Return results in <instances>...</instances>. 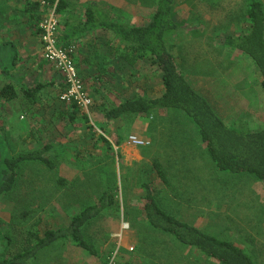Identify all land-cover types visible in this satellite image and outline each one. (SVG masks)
<instances>
[{"label": "rangeland", "instance_id": "1", "mask_svg": "<svg viewBox=\"0 0 264 264\" xmlns=\"http://www.w3.org/2000/svg\"><path fill=\"white\" fill-rule=\"evenodd\" d=\"M76 1H71L73 7ZM251 1L177 0L174 20L180 29L170 41L179 68L221 118L241 130L255 131L264 125L261 75L248 56L223 44L226 37L239 36L248 29L245 13ZM259 1L264 7V0ZM98 2L109 14L121 15L131 25L148 23L155 6L154 0ZM0 9L7 10L2 6ZM52 12L54 7L47 6L35 31ZM55 15L60 31V18ZM10 18L14 22L13 18L17 20L18 16ZM4 22L5 18L0 16V42L3 33L9 31L4 25L7 20ZM97 37L101 41L112 39L106 31ZM96 44L97 41L89 49L97 47ZM29 45L15 47L17 55L24 57L37 51L35 59H38L41 49H31ZM14 55V50L7 52L0 45V65L5 70L12 68ZM111 65L119 68V71L114 68L115 83L122 86L131 82L123 88L126 94L120 92L122 97L117 96L115 105L124 97L137 94L154 98L163 90L160 71L146 60L133 68L118 60H113ZM13 73L0 72V89L5 84H13L19 91L14 101L0 100V159L5 157L6 150L16 155L54 143L47 156L55 166L50 169L38 162L20 165L15 189L0 197V253L6 246V234H11V221L27 223L21 216L23 213L29 215V222L40 221L42 234L48 229L67 226L73 215L95 203L107 191L114 197L113 205L83 229L96 245L97 256L89 255L70 241L57 242L40 251L31 263L219 264L149 228L143 213L145 199L141 188L148 182L159 204L169 213L236 242L247 250L255 264H264V182L250 175L220 172L187 116L160 110L150 117L121 118L120 126L110 127L115 135H106L112 145L102 149V142L95 143L100 130L87 117L92 132L82 109L73 121L69 116H58V108L29 110L20 91L24 83L21 79L16 84L11 79ZM67 109L64 111L73 112L71 107ZM155 161L161 163L168 187L159 179ZM59 178L66 183H59Z\"/></svg>", "mask_w": 264, "mask_h": 264}, {"label": "trees", "instance_id": "2", "mask_svg": "<svg viewBox=\"0 0 264 264\" xmlns=\"http://www.w3.org/2000/svg\"><path fill=\"white\" fill-rule=\"evenodd\" d=\"M154 1V12L149 22L144 25H131L125 22L121 15L112 16L98 1L90 0L86 4L85 20L59 36V42L67 46L77 34H92L97 30L109 32L112 39L108 43L114 47L119 62L133 68L138 62L146 60L160 71L163 83L161 96L150 98L137 94L124 99L108 108L104 114L105 122L133 115L150 117L160 110L180 112L196 126L200 142L220 172L250 175L255 180L264 182V125L255 131L241 130L228 125L209 100L192 86L172 54L173 44L170 40L180 29L174 20L177 0ZM44 3L55 6L56 13H60L67 6L66 0H44ZM38 8L39 3L29 2L25 10L32 19L39 21ZM245 15L249 23L248 29L239 36L226 37L223 44L248 56L254 62L261 75L260 86L264 91L262 2L252 0L246 8ZM37 32L40 36V30ZM94 50V53H97V47ZM4 72L9 74L10 70ZM103 75L104 72L100 76ZM43 87L42 84L21 86L20 91L29 110L39 103ZM18 97L19 91L13 84H5L0 89V100L11 102ZM70 107L73 112L69 113V117L73 121L80 111L75 103H71ZM83 117L88 122L86 114ZM99 138L107 146L112 145L103 135ZM51 148L52 144H45L39 149L16 155L6 150L5 157L0 159V197L15 189L21 164L38 162L53 169L54 162L47 156ZM154 169L163 185L168 187L167 175L159 161L154 162ZM58 182L66 183L63 178H59ZM141 188L145 194L143 213L149 228L175 239L182 248L194 250L202 257L216 260L219 264H255L252 256L236 242L206 232L165 210L159 204L150 183L144 182ZM113 203V195L105 191L95 203L73 215L67 226L48 229L42 234L39 229L40 221L29 222V215L23 213L21 216L27 223L17 224L14 220L11 221L9 228L11 234H6V246L0 253V264H32L31 260L35 259L40 251L54 243L68 241L89 255L97 256L99 251L96 245L84 234L83 229Z\"/></svg>", "mask_w": 264, "mask_h": 264}, {"label": "crops", "instance_id": "3", "mask_svg": "<svg viewBox=\"0 0 264 264\" xmlns=\"http://www.w3.org/2000/svg\"><path fill=\"white\" fill-rule=\"evenodd\" d=\"M71 1L72 0H66V8L60 13H57L58 17L60 18L61 25L59 36L63 35L65 32H69L74 26L80 24L85 20L86 4L90 0H77L76 6L74 7L72 6ZM29 2L39 3L37 13L40 16V19L42 18L46 7H51L49 4H45L44 0H0V6L6 7L7 10L9 9L8 12L6 9L4 11L0 9V16L2 18H5V22L7 20L6 23L4 22V25L7 26L5 29H9V31L7 30L6 33L4 32L5 30H3V39H1L2 42H0V45L3 48H7V52H10L11 49L15 51L14 58L12 57L14 59L13 63L10 65L12 68L9 69L10 71L15 72L13 73L14 75L12 74L13 78L11 79H14L16 81V84L17 80L20 81L22 79L21 82L24 83L23 86L27 87L35 86L37 84L44 85L40 93V101L34 107H36L37 109L40 107L41 109L48 107L49 110L58 108V116H60V114L61 116H69V112L64 110L69 108L70 104H67L60 100V95L64 90L63 77L52 64H50L43 58L42 43L38 32L34 30L36 27L35 25H37L38 21H36V19H32L30 14L25 10L27 7V3ZM11 16H18V18L17 20L13 18L14 22H12L10 20ZM102 31L103 30H97L92 34L89 33L85 35L77 34L76 36H73L74 38L70 42V44H73L75 46L76 44L79 45L78 49L76 47L75 61L78 65V70L81 77L85 78L84 82L87 83L86 88L88 89V92L93 99V104L90 106L88 111L83 110L84 113L82 111L81 113L83 115L86 114V116L91 119V122L94 123L100 130V133L96 132L97 138L95 139V143L102 142V145L100 144V146L102 149H104L106 144L100 140V135H103L105 138L106 135H111L112 130L110 131V127H115L118 123H120L121 120V118H119L106 123L104 114L108 110V108L111 107V103L112 105H114V101L116 100L117 96L121 95L120 92L125 93L126 90L123 91V88H126L127 85L130 86L131 82L129 80L122 86L120 85V83H115V69L119 71V68L113 67V65L111 64L113 63V60L119 61V59L116 58L114 47L109 46V40L101 41V39L97 37L98 34ZM35 34L36 36H34ZM96 41L98 42L96 46L101 48L96 50L97 53H94V48H89ZM115 42L118 43V41ZM28 44H30L29 47H31V49H41V52H39L41 53V55H39L38 59H35L37 51L34 52V54L30 53L28 55H25L24 57L17 55L15 47H18V49H20L19 46L24 47V45ZM80 45H83L84 48H80ZM23 68L25 70L23 72H20V70ZM4 71H6L4 69V66L0 65V72L5 73ZM102 72H104L105 75L101 77L100 75H102ZM8 76L10 77V75ZM162 93L163 90L158 96L154 98L161 96ZM121 97L122 95L120 96V98ZM127 98L132 97H124L123 100ZM86 123L92 130V127L89 125L90 122ZM118 126L120 125L118 124ZM92 132H94V130H92ZM48 144H52V150L54 147V143Z\"/></svg>", "mask_w": 264, "mask_h": 264}, {"label": "built area", "instance_id": "4", "mask_svg": "<svg viewBox=\"0 0 264 264\" xmlns=\"http://www.w3.org/2000/svg\"><path fill=\"white\" fill-rule=\"evenodd\" d=\"M55 13L54 10L39 24L43 58L63 77L64 90L60 100L65 103H75L78 108L88 111L93 101L75 62L76 46L73 44L63 46L59 42V25ZM112 263L111 261L109 264Z\"/></svg>", "mask_w": 264, "mask_h": 264}]
</instances>
